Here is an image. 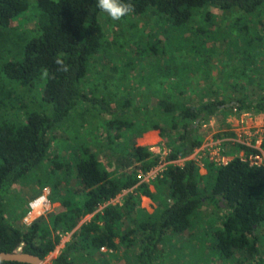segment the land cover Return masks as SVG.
<instances>
[{
  "label": "trees",
  "instance_id": "16d2710c",
  "mask_svg": "<svg viewBox=\"0 0 264 264\" xmlns=\"http://www.w3.org/2000/svg\"><path fill=\"white\" fill-rule=\"evenodd\" d=\"M130 2L135 8L131 14L151 13L170 23L171 27L186 25L205 5L235 8L253 15L260 13L264 4V0ZM29 5V0H0V29L9 28ZM33 7L35 33L25 42L18 56L2 62L0 76L8 83L30 88L40 86L39 99L49 109L25 104L21 117L10 116L0 121V251L29 252L45 259L58 244L60 238L42 218L23 228L7 221L3 202L15 184L46 158L51 130L79 106L86 105L112 115L108 116L102 129L106 134L104 139L116 152L115 168L110 170L98 153L83 143L71 144L67 156L57 155L50 161L53 172L73 173L76 180L67 190L72 198L69 195L58 198L59 210L51 218L55 231H72L70 242L52 264H73L70 248L87 254L101 248L114 249L116 238L119 242L132 239L140 244L137 264H157L154 255L158 245L194 224L198 225L203 205L217 211V218L206 222L205 238L219 257L235 259L239 264H264L261 251L264 241V166L251 164L248 160L234 158L222 165L210 161L204 175H199L193 161H186L181 166L167 165L154 182L155 189L163 191L160 209L155 215L140 218L134 229L125 231L120 227L128 212H139L140 195L153 196L146 183H138L140 174L156 166L159 157L146 145L136 142L137 137L120 150L115 149L118 144L113 146L114 139L120 138L119 131L133 127L132 120L124 117L131 102L124 100L113 105L104 96L90 95L81 87L93 57L103 53L109 43L98 19L102 11L96 7V0H34ZM258 48L259 42L252 37H243L241 42L236 41L234 49L246 58L256 60ZM145 51L159 53L155 45H147ZM57 57L64 59L68 71L60 70V65L55 63ZM45 70L47 77L43 76ZM156 106L181 118V125L177 123L180 133L175 139L178 143L174 146L172 141L169 145L172 157H183L200 145L196 131L207 117L228 108L263 110L264 97L255 100L217 98L197 107L160 98ZM150 126L164 133L162 125L152 123ZM112 129L116 131L114 135L110 132ZM131 188L124 205L107 204L120 192ZM101 206L102 209L97 211ZM92 213L88 221L77 227ZM0 264L28 263L0 261Z\"/></svg>",
  "mask_w": 264,
  "mask_h": 264
},
{
  "label": "rangeland",
  "instance_id": "374dc122",
  "mask_svg": "<svg viewBox=\"0 0 264 264\" xmlns=\"http://www.w3.org/2000/svg\"><path fill=\"white\" fill-rule=\"evenodd\" d=\"M29 2V9L14 19L9 28L0 29V65L4 60L18 56L25 42L35 33L34 0ZM261 10L258 14L248 15L235 8L205 5L182 27H171L170 23L151 13L129 14L119 21L112 20L104 12L99 13L98 19L109 43L103 53L93 57L81 87L90 95L104 96L113 105L124 100L131 102L132 106L124 117L132 120L133 127L119 131L120 138L114 139L113 146L118 144L115 149L120 150L137 137L136 142L146 145L153 155L159 157L156 166L140 174L138 183H146L153 196L140 195V210L127 213L120 223L123 230L134 229L140 218L155 215L160 209L163 191L156 190L154 182L167 165L181 166L186 161H193L199 175H204L210 161L221 165L234 158L249 159L256 142L264 149V109L236 111L228 108L207 117L197 128L201 139L198 147L186 156L172 157L170 146L178 143L175 139L180 133L181 118L156 106L160 98L197 107L217 98L255 100L264 97V4ZM243 37H252L259 42L256 60L246 58L234 49L236 41L241 42ZM147 45H155L159 53H147ZM39 87L8 83L0 76V121L10 116L21 117L25 104L48 110L49 107L39 99ZM33 98H37L35 102ZM108 116L112 115L86 105L75 109L49 133L46 158L18 181L5 197L3 211L6 220L23 228L32 202L46 195L47 208L36 213L32 222L42 218L60 238L45 258L48 264H52L71 240L72 231H55L51 218L59 210L58 198L65 195L72 198L67 190L76 183L73 173L53 172L50 161L57 155L67 156L71 144L83 143L95 150L110 170L114 169L116 152L104 139L106 134L102 129ZM259 122L263 123L261 128ZM152 123L162 125L164 133L161 129H153ZM175 123L179 126L174 127ZM110 132L116 133L114 129ZM172 141L173 144L169 145ZM131 190H123L107 204L124 205ZM94 213L86 215L77 227ZM199 216L198 225L194 224L182 234L158 245L155 263L239 264L235 259H222L206 242V222L217 218L216 209L203 205ZM115 243L114 249L101 248L88 254L70 248L69 257L73 264H137L139 243L132 239L119 242L118 238ZM261 251L264 257V241Z\"/></svg>",
  "mask_w": 264,
  "mask_h": 264
},
{
  "label": "clouds",
  "instance_id": "9594fccd",
  "mask_svg": "<svg viewBox=\"0 0 264 264\" xmlns=\"http://www.w3.org/2000/svg\"><path fill=\"white\" fill-rule=\"evenodd\" d=\"M96 7L115 21L122 20L135 11L130 0L129 2H125V0H96ZM55 63L60 65L61 71H68V66L62 57H57ZM47 75V70H45L43 76L47 77Z\"/></svg>",
  "mask_w": 264,
  "mask_h": 264
},
{
  "label": "built area",
  "instance_id": "2783aa9c",
  "mask_svg": "<svg viewBox=\"0 0 264 264\" xmlns=\"http://www.w3.org/2000/svg\"><path fill=\"white\" fill-rule=\"evenodd\" d=\"M233 109L236 110L238 108H233ZM258 125H260L259 127L261 128L263 123L259 122ZM255 145L256 146H254L255 147L254 152L252 154H249L248 156L249 159L248 158H240V159L248 160L251 164L264 166V149L261 148V144L259 142H256ZM227 162L229 161H226L224 164H226ZM48 203L49 202L45 194L34 200L31 204V210L29 211L28 215L25 217L26 225H29L32 222L36 213L44 211L47 208Z\"/></svg>",
  "mask_w": 264,
  "mask_h": 264
},
{
  "label": "water",
  "instance_id": "95a60500",
  "mask_svg": "<svg viewBox=\"0 0 264 264\" xmlns=\"http://www.w3.org/2000/svg\"><path fill=\"white\" fill-rule=\"evenodd\" d=\"M0 261H15L28 264H48L45 259L39 257L38 255L22 251H0Z\"/></svg>",
  "mask_w": 264,
  "mask_h": 264
}]
</instances>
